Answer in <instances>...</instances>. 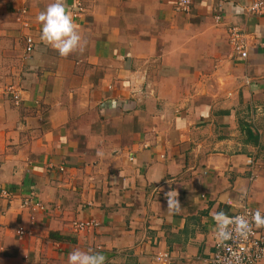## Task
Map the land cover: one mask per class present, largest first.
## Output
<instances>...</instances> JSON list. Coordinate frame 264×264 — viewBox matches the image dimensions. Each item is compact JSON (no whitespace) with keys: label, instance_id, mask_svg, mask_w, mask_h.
<instances>
[{"label":"crops","instance_id":"0c3cea01","mask_svg":"<svg viewBox=\"0 0 264 264\" xmlns=\"http://www.w3.org/2000/svg\"><path fill=\"white\" fill-rule=\"evenodd\" d=\"M254 1L193 0L185 15L175 0H82L80 47L60 56L36 20L53 0H0V264H68L75 249L104 264H208L218 213L264 211ZM232 26L245 58L229 45ZM89 220L97 226L74 229Z\"/></svg>","mask_w":264,"mask_h":264},{"label":"built area","instance_id":"2783aa9c","mask_svg":"<svg viewBox=\"0 0 264 264\" xmlns=\"http://www.w3.org/2000/svg\"><path fill=\"white\" fill-rule=\"evenodd\" d=\"M193 0H175L174 10L180 14H189L191 11ZM247 13L263 14L264 13V0H255L251 5L245 8ZM25 10H22L21 14H25ZM72 16L74 19H78L83 12L82 0H72ZM221 14L214 15V20L219 23ZM23 26H27V22H23ZM228 41L232 51L242 58L246 57V35L239 28L232 26L228 27ZM35 48L33 39L30 36L24 37V53L29 56ZM12 100L15 105H19L21 102V93L16 89H9ZM249 166L253 167V161L250 160ZM254 175H251V179ZM4 196H8L6 192H2ZM31 208V210H43V206L34 199H27L22 204ZM257 209H254L248 205L242 206L236 213H234L229 219L230 223L225 226V230L231 233V238L220 241L218 239L217 228L214 235V242L212 246V253L208 260V264H259L264 260V227H257L252 221V214ZM264 216V211L259 210ZM242 217L249 222V228L246 235H240L236 231L235 219ZM97 226V223L93 220L80 221L73 223L74 229L81 231L87 229H93ZM18 234L24 233L23 229H18ZM168 256L166 254L158 255L155 257L156 262H166Z\"/></svg>","mask_w":264,"mask_h":264},{"label":"clouds","instance_id":"9594fccd","mask_svg":"<svg viewBox=\"0 0 264 264\" xmlns=\"http://www.w3.org/2000/svg\"><path fill=\"white\" fill-rule=\"evenodd\" d=\"M65 0H53V2L41 11L36 20L41 25L40 39L51 46L60 56H68L80 47L81 36L75 25L72 14L65 8ZM167 208L178 211L180 203L177 198L169 197L166 193ZM216 219L223 221L219 224L218 239L224 241L231 238V233L225 230L230 219L223 212L217 214ZM252 221L257 227H264V216L257 210L252 214ZM236 231L240 235H246L249 222L242 217L235 219ZM105 256L99 252L82 251L75 249L68 254V264H104Z\"/></svg>","mask_w":264,"mask_h":264},{"label":"trees","instance_id":"16d2710c","mask_svg":"<svg viewBox=\"0 0 264 264\" xmlns=\"http://www.w3.org/2000/svg\"><path fill=\"white\" fill-rule=\"evenodd\" d=\"M247 133L251 136L252 134L250 133V130L247 129Z\"/></svg>","mask_w":264,"mask_h":264}]
</instances>
